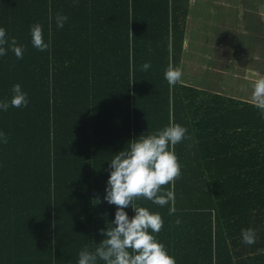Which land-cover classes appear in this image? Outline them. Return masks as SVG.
<instances>
[{
  "label": "trees",
  "instance_id": "obj_1",
  "mask_svg": "<svg viewBox=\"0 0 264 264\" xmlns=\"http://www.w3.org/2000/svg\"><path fill=\"white\" fill-rule=\"evenodd\" d=\"M188 2L0 0V27L25 48L17 59L5 45L0 101L16 84L28 99L0 110V264H78L81 250L94 251L117 211L104 199L113 156L170 123L187 129L170 146L181 178L162 189L174 191L176 211L134 201L163 219L150 234L176 264H264L260 109L165 79L169 64L180 68ZM35 24L47 51L32 44ZM249 228L252 245L242 241Z\"/></svg>",
  "mask_w": 264,
  "mask_h": 264
},
{
  "label": "clouds",
  "instance_id": "obj_2",
  "mask_svg": "<svg viewBox=\"0 0 264 264\" xmlns=\"http://www.w3.org/2000/svg\"><path fill=\"white\" fill-rule=\"evenodd\" d=\"M67 20V16L57 14V27L63 28ZM30 32L36 49L49 50L50 44L44 42L40 24L32 25ZM5 45L10 47L17 59L23 58L24 46H18L15 38L9 42L6 29L0 27V56L7 54ZM150 67V63H144L141 70L147 71ZM164 75L169 86H175L181 82L182 70L169 64ZM12 92L14 95L10 103L0 101V110L7 111L10 106L27 107V93L22 91L21 85H14ZM250 102L260 109L261 118H264V76L254 81ZM186 133V128L170 123L154 134L142 135L131 141L125 150L113 156L109 163L110 177L104 199L117 206L115 219L106 231L101 230L106 238L94 251L86 246L79 252L78 264H98V260L104 264H176L175 258L168 254L165 246L155 235L150 234V230L154 234L162 230L164 222L161 215L136 205L134 201L144 198L161 207L171 202L169 215L175 213L174 191L162 189L170 184L174 188L175 181L181 178V165L170 146L174 148L186 139ZM0 142H8L7 136L2 132ZM129 206L135 212L131 219L124 210ZM175 223L179 226L181 221L177 219ZM241 235L243 243H256L254 229H242Z\"/></svg>",
  "mask_w": 264,
  "mask_h": 264
},
{
  "label": "crops",
  "instance_id": "obj_3",
  "mask_svg": "<svg viewBox=\"0 0 264 264\" xmlns=\"http://www.w3.org/2000/svg\"><path fill=\"white\" fill-rule=\"evenodd\" d=\"M212 15L218 16L217 19L221 18L217 25L207 21L206 17ZM227 17H231V23L225 21ZM240 18L243 23L241 26L237 24ZM249 19L253 21L251 29ZM213 27L217 28L216 40L208 42L206 36ZM229 34L234 39H230ZM238 39L239 41L242 39L244 45L250 49L248 52L242 48L241 43L239 49L235 50L234 41ZM208 49L216 50L215 56L210 58L208 64L202 65L208 66L206 70L209 71V67L213 68L211 63L216 60L215 62L220 65L214 72L221 74V77L213 78L212 73H207L203 79L205 83L200 79V73L192 66L201 64L198 57L209 59L211 53ZM180 69L182 84L251 103L250 97L226 92L228 84L223 86L224 88L218 87L221 81L227 80L228 76L231 80L236 79L235 82L243 86H246L243 81H250L247 86L248 84L253 86L256 79L264 76V0H189Z\"/></svg>",
  "mask_w": 264,
  "mask_h": 264
},
{
  "label": "rangeland",
  "instance_id": "obj_4",
  "mask_svg": "<svg viewBox=\"0 0 264 264\" xmlns=\"http://www.w3.org/2000/svg\"><path fill=\"white\" fill-rule=\"evenodd\" d=\"M209 9V8H208ZM217 17L218 16H214V15H212V16H210V17H206L207 18V21H209L211 24H215V25H217L220 21H221V18L219 17V19H217ZM225 21L227 22V23H231V17H227L226 19H225ZM249 27H250V29H251V25H252V23H253V21L251 20V19H249ZM234 23H235V21H234ZM237 24L239 25V26H241V25H243V23H242V21H241V18L239 19V21L237 22ZM235 24H233V26H234ZM232 26V25H231ZM214 29V30H213ZM213 29L211 28L210 29V31L208 32V34H207V36H206V40L208 41V42H214V40H216V34H217V28L216 27H213ZM224 31H227V30H224ZM234 31H236L235 29H234ZM229 38L230 39H234V38H232V36H231V34H229ZM239 43H241L242 44V48H245L246 50H247V52L250 50L247 46H245L244 45V43L242 42V39H240V41H239V39H238V41H234V44L236 45V49L235 50H238L239 49ZM250 43V42H249ZM234 49V48H233ZM209 50V52L211 53L210 55H209V59H207V60H205L204 59V57H198L199 58V61H200V63L201 64H199V65H195V66H192V67H194L195 69H196V71L198 72V73H200L199 74V77H200V79L203 81V82H205L206 83V81H204L203 79L207 76V73L209 74V73H212L213 74V78L214 77H217V78H219L220 79V77H221V74H217L216 72H214L217 68L216 67H218L220 64H218V62H215L216 60H214L212 63H211V66L213 67V68H211V67H209V71H207L206 70V68L208 69V66L207 67H205V66H203L202 64H204V63H209L210 61V58L212 57V56H215V52H216V50H214V49H208ZM235 50H234V52H235ZM194 58H195V56H194ZM197 58V59H198ZM205 60V61H204ZM233 65L234 66H236L235 64H234V62H233ZM239 68H240V66H239ZM211 71H213V72H211ZM236 81V79H234V80H231L230 79V77L228 76L227 77V80H225L224 82L223 81H221V83H220V80H219V83L221 84L218 88H222L223 86H225L226 84H228V87H227V89H225V90H227L226 92H228V93H234V94H240V95H242V96H246V97H250L251 98V94H252V91H253V86H250L251 84H248V86H247V83H251L250 81H243V84L245 85V83H246V86H243V85H241V84H239V83H236L235 82ZM207 82H208V77H207ZM217 83V82H216ZM224 88V87H223ZM222 90H224V89H222Z\"/></svg>",
  "mask_w": 264,
  "mask_h": 264
}]
</instances>
